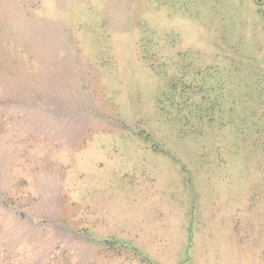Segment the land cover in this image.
Returning a JSON list of instances; mask_svg holds the SVG:
<instances>
[{
  "label": "rangeland",
  "instance_id": "obj_1",
  "mask_svg": "<svg viewBox=\"0 0 264 264\" xmlns=\"http://www.w3.org/2000/svg\"><path fill=\"white\" fill-rule=\"evenodd\" d=\"M0 264H264V0H0Z\"/></svg>",
  "mask_w": 264,
  "mask_h": 264
}]
</instances>
